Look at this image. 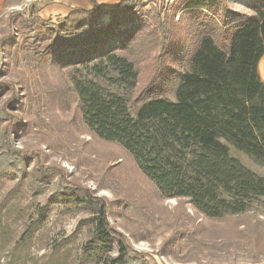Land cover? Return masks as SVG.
<instances>
[{"label": "trees", "instance_id": "obj_1", "mask_svg": "<svg viewBox=\"0 0 264 264\" xmlns=\"http://www.w3.org/2000/svg\"><path fill=\"white\" fill-rule=\"evenodd\" d=\"M89 2L90 7L73 8L57 23L37 28L34 43L45 45L38 51L40 70H71L68 88L88 132L126 151L162 197L184 198L214 219L248 211L264 197V176L230 148L264 165V82L257 70L264 54V0L232 28L226 27L224 0H178L192 33L176 66L168 63L173 33L160 15L153 26L142 25L136 0L109 6ZM37 20L36 11L27 18L10 15L0 28V44L8 43L13 28H31ZM149 52H155V71L140 86L137 57ZM85 68L101 76L113 71V81L128 94L107 91L82 75ZM169 81L172 97L166 93ZM1 90L0 83V95ZM6 110L0 107V176L21 183L28 179L36 192L54 187L38 206L40 214L53 201L86 208L90 215L80 220L88 227L81 247L86 257L98 264H148L130 255L100 198L79 189L56 192L58 183L45 171L30 173L12 144L14 125L5 120Z\"/></svg>", "mask_w": 264, "mask_h": 264}, {"label": "rangeland", "instance_id": "obj_2", "mask_svg": "<svg viewBox=\"0 0 264 264\" xmlns=\"http://www.w3.org/2000/svg\"><path fill=\"white\" fill-rule=\"evenodd\" d=\"M96 1L109 6L118 0ZM136 1L142 25L153 26L157 15L168 24L173 33L168 63L176 66L192 33L182 5L178 0ZM261 1L224 0L226 27L251 15ZM86 2L0 0V28L16 13L27 18L36 11L38 19L31 28H13L8 43L0 44V107L7 108L5 120L12 121L15 131L12 144L25 157L30 173L45 171L58 183L56 192L79 189L100 198L110 226L126 239L130 255L148 264H264V197L245 213L220 219L202 215L184 198L162 197L126 151L88 132L68 88L71 70L51 66L40 70L38 51L45 45L34 43L37 28L43 22L57 23L69 9ZM154 53L137 57L140 86L155 71ZM82 75L107 91L129 92L113 81V71L101 76L85 68ZM170 81L165 85L172 97ZM230 150L264 176V165ZM26 180L0 176V264H98L82 253L88 227L80 220L90 215L87 209L53 201L40 214L38 206L54 187L46 185L36 192Z\"/></svg>", "mask_w": 264, "mask_h": 264}, {"label": "crops", "instance_id": "obj_3", "mask_svg": "<svg viewBox=\"0 0 264 264\" xmlns=\"http://www.w3.org/2000/svg\"><path fill=\"white\" fill-rule=\"evenodd\" d=\"M90 5H91L90 2H86V3H83L82 6H80V7L88 8V7H90ZM71 9H73V8H71ZM71 9H69L66 13H64V15H61V17L65 16ZM257 70H258V73H259L261 80L264 82V54L258 62Z\"/></svg>", "mask_w": 264, "mask_h": 264}]
</instances>
